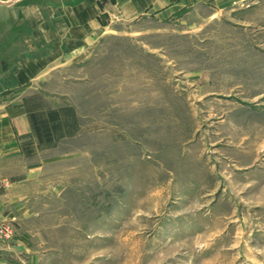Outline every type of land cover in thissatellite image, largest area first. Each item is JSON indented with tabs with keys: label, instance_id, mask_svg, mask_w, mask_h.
I'll return each instance as SVG.
<instances>
[{
	"label": "rangeland",
	"instance_id": "1",
	"mask_svg": "<svg viewBox=\"0 0 264 264\" xmlns=\"http://www.w3.org/2000/svg\"><path fill=\"white\" fill-rule=\"evenodd\" d=\"M61 1L0 4V105L42 92L72 132L13 160L27 211L0 243L19 234L22 264H264V0L100 13L75 51L36 39L24 8Z\"/></svg>",
	"mask_w": 264,
	"mask_h": 264
},
{
	"label": "crops",
	"instance_id": "2",
	"mask_svg": "<svg viewBox=\"0 0 264 264\" xmlns=\"http://www.w3.org/2000/svg\"><path fill=\"white\" fill-rule=\"evenodd\" d=\"M99 1L103 3L102 7ZM236 1L62 0L59 4L44 2L42 6L49 12L46 17L40 11L42 3L24 8L27 10L26 13L31 12L35 15V24L38 27L36 39L55 41L58 43V50L65 47L67 50L75 51L85 50L89 41H95L105 34L101 29L107 26L102 25L105 22L103 23L100 13L111 17L117 15L125 21H134L144 16L162 21L176 18L186 9L206 7L212 12H221L229 9ZM31 95L33 96H24L16 104V108L10 106V103L0 105V181L10 182L6 190H0L2 220L15 221L27 211L26 204L23 203L26 197L20 192V188L29 177L15 174L13 160L27 161L35 152L51 150L60 140L72 134V132L60 134L53 130L54 125L61 120V112L58 108L50 106L47 96L42 92H34ZM31 99H35L36 107L30 103ZM28 146H34L35 152L30 153ZM21 239L22 237L16 234L9 242L0 243V264H22V261H26L27 246Z\"/></svg>",
	"mask_w": 264,
	"mask_h": 264
},
{
	"label": "water",
	"instance_id": "3",
	"mask_svg": "<svg viewBox=\"0 0 264 264\" xmlns=\"http://www.w3.org/2000/svg\"><path fill=\"white\" fill-rule=\"evenodd\" d=\"M12 1H14V0H12ZM12 1H10V2H3V1L0 0V4H3V5H10V4L12 3Z\"/></svg>",
	"mask_w": 264,
	"mask_h": 264
},
{
	"label": "trees",
	"instance_id": "4",
	"mask_svg": "<svg viewBox=\"0 0 264 264\" xmlns=\"http://www.w3.org/2000/svg\"><path fill=\"white\" fill-rule=\"evenodd\" d=\"M53 119H54V117H53Z\"/></svg>",
	"mask_w": 264,
	"mask_h": 264
}]
</instances>
